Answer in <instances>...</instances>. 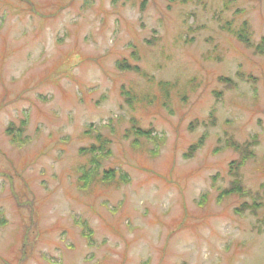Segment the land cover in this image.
Masks as SVG:
<instances>
[{
  "label": "rangeland",
  "instance_id": "1",
  "mask_svg": "<svg viewBox=\"0 0 264 264\" xmlns=\"http://www.w3.org/2000/svg\"><path fill=\"white\" fill-rule=\"evenodd\" d=\"M0 221V264H264V0H0Z\"/></svg>",
  "mask_w": 264,
  "mask_h": 264
},
{
  "label": "trees",
  "instance_id": "2",
  "mask_svg": "<svg viewBox=\"0 0 264 264\" xmlns=\"http://www.w3.org/2000/svg\"><path fill=\"white\" fill-rule=\"evenodd\" d=\"M142 7V6H141ZM244 27H245V36H248L249 35V32H248V26L247 24H244ZM126 63V62H125ZM117 67L120 68V69H126V66L123 64V63H119L117 64ZM219 81H222V82H229L230 80L226 79V78H220ZM124 96H125V99L127 102H129V94L128 93H124ZM24 127H25V122L24 121H21L20 123V126L19 128H15V125L12 124V123H9L5 129V134L6 136H8L10 138V140L12 141H16V140H19L20 139V136L22 135L23 131H24ZM14 130V131H13ZM13 131V132H12ZM17 131V132H15ZM137 134L139 135H143V134H147V133H143V132H139L137 131ZM96 140L98 141V143L100 145H102L101 147L104 148V150H106V143H104V139H101L100 137L96 138ZM104 143V144H103ZM101 148V149H102ZM235 150H244L239 148L238 146H235L233 147ZM81 153H86V154H91L92 152H94L95 150H97L94 146H91V147H87V148H81L79 149ZM236 164H233V171L235 170V167H236ZM242 166L243 163L237 165V169L239 166ZM105 174V177H104V180H109L111 179V175L109 174V172H104ZM239 174L235 171L234 173V182L231 184V188L229 190H227L230 194H233V193H236V192H240L241 188L239 187V183H238V178H239ZM91 176H89L88 174H86L82 179L81 181L83 182V184H86V183H90L91 181ZM251 209V208H249ZM252 211L254 210V207H252L251 209ZM5 223L3 221H0V226H3ZM23 244V243H22ZM26 246V244H25Z\"/></svg>",
  "mask_w": 264,
  "mask_h": 264
}]
</instances>
